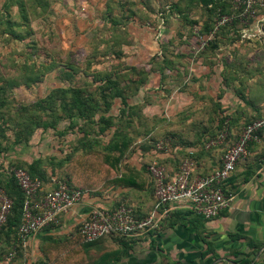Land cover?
<instances>
[{
    "label": "crops",
    "instance_id": "crops-1",
    "mask_svg": "<svg viewBox=\"0 0 264 264\" xmlns=\"http://www.w3.org/2000/svg\"><path fill=\"white\" fill-rule=\"evenodd\" d=\"M240 32L244 35L246 29ZM180 35V47H164L156 65L149 61L143 65V82L126 99L124 113L121 99L115 98L112 107L106 113L98 112L92 123L66 120L67 125H57L50 133L10 146L4 164L26 166L39 160L36 170L42 174L45 188L51 189L57 175L65 174V167L75 156L90 150L106 153L117 126L131 139L116 161L117 178L133 173L131 180L136 185L111 183L99 193L83 191L82 201L61 216L58 225L28 237L26 245L17 248L19 263L264 264V128L259 139L250 144L248 156L224 183L223 191L230 202L216 217L206 219L187 203H170L155 213L161 217L158 227L129 236H106L91 243L74 239L77 228L95 207L124 203L137 217L152 213L154 187L147 167L153 161L174 174L182 160L190 159L193 175L211 173L220 166L223 152L237 139L243 124L253 116L264 117V70L259 84H254L247 72L248 62L240 57L244 48L223 42L214 50L204 51L188 44L192 38L188 31ZM169 51H180L179 57H185L187 64L170 58ZM180 64L184 70L176 77L178 71L172 67ZM101 115L114 122L103 131L98 120ZM165 115L169 118L161 124ZM118 120H126L130 126ZM222 127L227 133L225 142L204 149V143L217 136ZM67 134H71L70 141L63 139ZM160 140L169 144L163 151H156L154 145ZM112 153L113 159L120 154ZM6 247L7 239L0 245V258Z\"/></svg>",
    "mask_w": 264,
    "mask_h": 264
},
{
    "label": "rangeland",
    "instance_id": "rangeland-1",
    "mask_svg": "<svg viewBox=\"0 0 264 264\" xmlns=\"http://www.w3.org/2000/svg\"><path fill=\"white\" fill-rule=\"evenodd\" d=\"M177 2L182 14L170 8ZM184 2L0 0V161L9 156L8 150L16 145L13 141L19 132L32 131V139L50 133L44 125L56 124L59 118L80 115L81 111L89 113V106L86 112L80 104L87 95L102 104L100 94L107 75L121 90L127 88L125 93L130 92L139 78L138 68L143 71L148 61L156 65L164 47H180V33L188 31L192 37L188 44L201 47L202 40L197 41L195 35L210 15L197 2L187 11ZM252 9L254 14L241 22L246 34L240 32L229 41L225 39L224 44L238 43L244 48L240 57L248 62L247 72L254 84H259L264 70V0H254ZM184 14L199 23L189 25ZM179 53L169 51L168 55L177 63L187 64ZM172 68L178 71L176 77L184 70L181 64ZM166 111L170 114L169 108ZM168 118L165 115L160 123ZM57 125L62 127L67 122L60 120ZM63 139L70 141L71 134Z\"/></svg>",
    "mask_w": 264,
    "mask_h": 264
},
{
    "label": "built area",
    "instance_id": "built-area-1",
    "mask_svg": "<svg viewBox=\"0 0 264 264\" xmlns=\"http://www.w3.org/2000/svg\"><path fill=\"white\" fill-rule=\"evenodd\" d=\"M254 0H234L241 11V20L249 18L254 11ZM263 4V3H262ZM232 15H222L216 23H230ZM212 34H210L211 36ZM201 37V48L205 40ZM264 128V117L247 123L240 131L235 142L229 144L221 157L220 166L205 175H193V162L190 159L181 161L177 172L168 173L164 165L153 161L147 167L154 187L155 203L152 213L137 217L132 207L120 203L114 207H95L90 210L86 219L80 224V233L85 243L111 235L129 236L158 227L161 219L158 210L170 203H187L196 213L206 219L216 217L230 202V197L223 191V185L235 171L237 164L249 154V146L259 139V132ZM226 129L205 143V148L220 145L226 140ZM168 140L155 143L156 151H163ZM6 173L11 176L23 194L22 215L15 228L12 246L3 254L1 264H36L17 260V248L26 245L28 237L55 225L60 217L68 213L82 201L84 192L71 187L66 180H59L54 188L47 189L38 177L31 176L27 170L5 163ZM12 198L0 188V245L2 230L11 214Z\"/></svg>",
    "mask_w": 264,
    "mask_h": 264
},
{
    "label": "trees",
    "instance_id": "trees-1",
    "mask_svg": "<svg viewBox=\"0 0 264 264\" xmlns=\"http://www.w3.org/2000/svg\"><path fill=\"white\" fill-rule=\"evenodd\" d=\"M185 2L187 3V5L186 7H184L183 5V7L186 8L187 11L192 8V4H194V2H197L200 3V5L204 6L207 9L206 10L207 13L210 15V17H208V20L202 23V26H200V28L198 29L195 35L197 41H200L201 37L202 38L210 37L209 39L205 40V45L203 46V48L199 46V48H201L204 51L214 50L219 46V44H221V42L225 43L224 41L225 39L226 41H229V39L235 38L240 34V29H242V27L244 26L241 23L242 17H240V13L242 10L237 11L235 9V6L233 5L232 0H185ZM185 2L184 4H186ZM179 4L180 2L173 3L171 4L170 8L175 12L178 11L180 14H182L183 12L181 11ZM222 15H232L234 16V19L232 22L219 25L216 28V23L218 22V20ZM182 16L183 19L186 22H189V25L191 26H194L199 23L198 20L196 21L189 20L188 14L187 15L184 14ZM210 34L212 35L210 36ZM139 69L140 68H138L137 71L140 72V75L138 74L139 78L135 83V87L130 89V92L125 93L127 88L121 90L118 87V83L114 79L112 80V78L109 75H107L108 77H106V79L104 80V83L107 84L104 86L102 94H100L102 104H97L96 102L97 98L94 97L93 95H87L88 97L87 99L82 97V101H80V104H82L83 110L85 109L86 112L88 111L87 109L89 106L90 108L89 113L88 112L83 113V111H81L79 113L80 115H67L64 118H59L56 121V124L51 123L50 126L46 124L44 125V127L47 126L51 130H53L57 128V124L60 120H67L71 123L75 118H82L86 120L88 123H92L93 120H95V116L98 112L106 113L112 107L115 98L121 99V103L123 106V108H121V112L124 113L126 110L124 107L128 105L126 99L136 91L138 84L143 82L144 75L146 74L145 69H143V71H139ZM127 82L130 83L131 81L128 80ZM86 100H88L89 103H86ZM132 114H135L133 110H132ZM121 118L122 117H120L119 120H121ZM257 118L260 117H255V116L251 117L243 124L241 129L247 123ZM98 120L100 124V129L102 131L105 128L110 127V125L114 123L112 119L110 117H107L106 115H101ZM122 123L123 124L127 123L128 127L130 126V123H128L126 120L125 121L123 120ZM221 131H223V127L218 133H220ZM32 135H33L32 131L26 133L25 131L24 133L19 132L17 137L13 141V144L17 145L18 143L20 144L22 142H28L31 139L30 137ZM129 144H131V139L127 136V134L124 132L123 129L121 130L119 127L116 126L115 132L113 134L112 142H110L109 145L106 147V151H107L106 153L103 154L98 151L90 150L87 153L75 156L72 159V161L65 167V174L57 175V181L53 182L55 184L54 187L57 185V182L59 180H66L71 187L79 188L82 191H88L92 193L102 192L111 183H115L117 185H124V186L127 185L136 186L131 180L133 173L129 175L126 172L118 179L117 171L115 169L116 161L120 158V156L123 155ZM203 147L204 149H206L205 143ZM212 148L213 147L207 150H210ZM112 151H119L120 152L119 156L113 159L115 156L112 153ZM39 162H40L39 160H36L32 164L30 165L28 164L26 166L23 164L10 163V166H17L23 168L27 170L31 176L40 178L44 183V179L41 176L42 174H39V172H37L36 170V166H38ZM73 183H77L79 186L78 185L74 186ZM0 188H3L7 192V194L12 198L13 201L11 214L8 217V220L2 230L1 246L3 245L4 241L7 239V247L2 249V253H1L2 255L0 258V264H1V259L3 254L6 253L12 246V240L15 236V228L19 225L21 221L22 205H23V194L19 189V187L17 186L15 180L6 173L4 159L0 161ZM224 193L226 194L225 191ZM75 235L79 236L80 239H82L83 243H85L80 233V225L77 228ZM112 236L123 237L120 235H112Z\"/></svg>",
    "mask_w": 264,
    "mask_h": 264
}]
</instances>
